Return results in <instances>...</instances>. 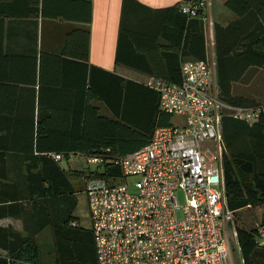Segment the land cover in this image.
Instances as JSON below:
<instances>
[{
  "label": "trees",
  "instance_id": "obj_1",
  "mask_svg": "<svg viewBox=\"0 0 264 264\" xmlns=\"http://www.w3.org/2000/svg\"><path fill=\"white\" fill-rule=\"evenodd\" d=\"M65 1H68L69 6L66 8L69 9L67 12H60L61 6L64 9ZM224 3L237 17L223 28L234 32L233 38L239 37L241 41H218L219 34L215 37L214 81L218 98L227 105L260 109L256 118L249 121L232 116L228 108L221 110L224 192L227 206L233 214L240 258L244 264H264V243L261 242L264 241V88L256 96L239 89V82L246 83L249 80L241 75L248 64L264 67V0H225ZM147 11L164 13L165 22L174 25L177 38L172 42L181 56L205 57L203 20L200 16L189 17L179 11L178 1L166 7L151 8L138 0H121L116 61L139 66L135 60L143 57L140 53L143 47L139 38L140 31L131 26L128 20L130 16H143ZM46 14L80 20V103L84 94L89 98L95 96L108 108L109 114L101 113L97 106L88 101L81 104L83 115L78 134L73 135L79 140L70 143L56 142L52 146L42 145L39 140L33 145L25 144L24 150H35L22 159L26 161L27 171L19 179L14 178L18 177L15 174L0 173V218L7 215L20 218L24 232L20 236L19 232L12 230L10 244L0 242L8 251L7 257L0 255V264H24V261L42 264H95L89 228L78 225V216L73 214L76 190L67 170L60 166L61 161L54 160L46 153L56 151L62 153L63 157L74 150L104 156L122 154L144 144L155 125L169 122V115L158 109L157 92L145 83L88 65L87 22L90 17V0H53V12ZM253 16L256 19L254 25ZM135 26L139 27V24ZM248 27L247 32L237 35ZM219 28L220 25H214V31ZM155 39L156 36L153 35L151 41H154V46L157 44ZM256 43L259 49L253 48ZM96 71H103L115 79L117 86L110 94V99L104 97L97 86V78L94 76ZM166 72L168 73H165L164 79L179 82V65L175 68L167 67ZM120 104L121 107H118ZM86 108L90 109L89 112ZM101 166V171H89L86 175L118 173V167L106 161ZM20 183H24V186ZM255 207L260 210L257 218L253 216L255 213L252 208ZM71 221L75 224L71 225ZM44 227L49 228L51 236L45 246L38 242L37 237ZM5 236V227L0 225V239ZM42 246L47 248L46 253H43Z\"/></svg>",
  "mask_w": 264,
  "mask_h": 264
},
{
  "label": "built area",
  "instance_id": "obj_2",
  "mask_svg": "<svg viewBox=\"0 0 264 264\" xmlns=\"http://www.w3.org/2000/svg\"><path fill=\"white\" fill-rule=\"evenodd\" d=\"M208 2L179 0L178 9L205 24ZM211 68L207 57L188 58L180 64L179 82L146 79L169 122L155 125L141 146L105 156L67 153L118 167V173L87 176L82 187L95 264H235L229 244L230 238L236 241L233 214L222 174L221 110L249 121L260 109L222 102ZM46 154L56 161L65 158L56 151ZM131 175L134 180L127 179ZM239 264H244L240 257Z\"/></svg>",
  "mask_w": 264,
  "mask_h": 264
},
{
  "label": "crops",
  "instance_id": "obj_3",
  "mask_svg": "<svg viewBox=\"0 0 264 264\" xmlns=\"http://www.w3.org/2000/svg\"><path fill=\"white\" fill-rule=\"evenodd\" d=\"M138 1L151 8H162L179 0ZM224 1L209 0L206 9L208 23L203 24L205 57L211 61L213 78L215 37L219 34L218 41H241L239 37L233 38L234 32L223 28L237 17ZM64 5L60 12L68 11V1ZM46 12H53V0H0V173L15 174L18 176L15 179L27 171L26 161L22 159L35 152L24 150L25 144L33 145L39 140L42 145L52 146L56 142L79 140L73 135L78 134L83 115L81 104L88 101L101 113L109 114L108 108L95 96L89 98L84 94L80 103V20L46 16ZM120 12L121 0H90L88 65L143 83L148 77L164 79L170 66L179 65L180 72L181 62L188 58L181 56L173 44L177 33L173 24L165 22L164 13L147 11L137 18L130 16L128 22L140 31L143 57L135 60L139 64L137 67L116 61ZM255 21L253 16L252 25ZM214 25L221 28L214 31ZM248 30L249 27L237 35ZM153 35L156 36V46L151 41ZM254 47L259 49L258 43ZM241 75L249 79L246 83L239 82V89L243 92L256 96L264 88V67L250 63ZM94 76L104 97L110 99L117 86L115 79L103 71H96ZM85 110L89 112L90 109ZM20 184L24 186V183ZM76 223L81 225L78 220ZM0 225L6 232L0 242L6 245L10 244L12 230L19 232L20 236L24 233L21 220L16 216L0 218ZM0 250L8 256L6 248L0 245Z\"/></svg>",
  "mask_w": 264,
  "mask_h": 264
},
{
  "label": "rangeland",
  "instance_id": "obj_4",
  "mask_svg": "<svg viewBox=\"0 0 264 264\" xmlns=\"http://www.w3.org/2000/svg\"><path fill=\"white\" fill-rule=\"evenodd\" d=\"M178 120V117H172V121L176 122ZM86 155L85 154H81V155H77L75 157L73 156H68L65 157L62 162L60 163L61 167H64V169L67 170L68 172V177L69 179L72 180V185L74 187V189L76 190L75 194H76V205L74 207L73 210V214L78 216V221L79 223L83 226V227H88V212H87V207H86V197H85V193L82 191V187H83V183L85 178L87 177L86 174L89 173V171H101L102 170V166H99V163H95V162H88L86 161ZM134 176H128L127 179L128 180H134ZM129 190H133V187L129 186L128 187ZM177 194V202L178 204H181L183 201L181 192L179 190L176 191ZM258 208V207H257ZM252 208L253 212L255 213L253 216L255 218L258 217V212L260 211L259 209ZM176 213L178 216H180V209L178 208L176 210ZM252 213V212H251ZM252 216V215H251ZM233 219V217H232ZM234 222V220H233ZM38 242L45 246L47 243H49L51 236H50V231L48 227H44L38 234ZM262 243H264V241H261ZM229 244H230V249H231V256L232 259L234 261L235 264H239V250H238V246L237 243L234 239L229 240ZM42 246V251L43 253H46L47 248ZM44 248V249H43ZM0 255L1 256H7L5 252H3V250H0ZM25 263V261H24Z\"/></svg>",
  "mask_w": 264,
  "mask_h": 264
}]
</instances>
